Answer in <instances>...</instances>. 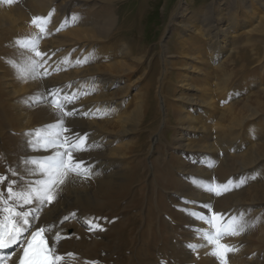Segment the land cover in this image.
Masks as SVG:
<instances>
[{
  "label": "rangeland",
  "instance_id": "1",
  "mask_svg": "<svg viewBox=\"0 0 264 264\" xmlns=\"http://www.w3.org/2000/svg\"><path fill=\"white\" fill-rule=\"evenodd\" d=\"M182 6L184 11L180 10ZM34 18H38L35 24ZM229 21H235L238 29L224 36L227 38L222 45L227 44V54L217 59L208 57L209 41L205 34L227 26ZM183 22L184 28L177 29ZM261 23L264 24V0H12L11 4L0 0V176L6 177L7 184L16 178L19 184L40 178L38 171L31 178L25 176L29 172L22 173L24 157L18 142L26 132L32 133L28 140H35L36 133L46 135L51 124L61 122L64 116L60 102L54 100L55 94L51 96V106L45 98L47 83L41 77L42 58L51 51L52 57L60 58L65 65L52 74L55 78L50 75L45 80L65 82L85 77L87 89L70 102L80 103L75 106L84 109L102 107L91 113L88 121L98 135L108 132L110 135L105 136L115 138L117 142L108 146V156L116 165L120 163L122 174L132 178L129 188L114 199L116 207L100 211V216L93 212L85 217L87 223L95 226L94 234L98 235L92 237L97 243H89L78 252L73 241L84 242L91 232L78 222L69 221L66 247L75 250L69 264H219L210 254L213 246L207 247L206 241L207 234H214V230L200 219L210 208L209 217L215 211L223 215L220 222L223 228L228 227L232 217L244 225L242 235L229 236L246 235L245 241L236 237L235 243L229 236L219 241L235 245L227 264H235L233 254L238 250L253 248L252 253L264 254V25ZM41 26L45 28L43 33ZM48 26L52 32L46 31ZM33 43L42 53L40 57L32 51ZM78 49L82 50L80 57L76 56ZM33 62L41 67H35ZM98 75L105 80H99ZM24 81L27 83L23 86ZM11 109L27 115L16 118ZM99 118L102 120L97 121ZM15 120L22 123L28 120L27 125L23 124L30 126L20 128ZM10 139H14L13 143ZM147 143L146 153L148 147L143 144ZM38 152L37 157H44L53 150ZM9 165L18 168L15 178ZM34 168L31 165L28 169ZM93 181H80L75 187L78 192L95 196L97 184ZM211 186L221 194L209 193L207 188ZM223 186L231 190L225 191ZM67 189L65 185L59 188L54 205L44 210L57 207L60 197L63 201L67 196ZM182 199L193 203L184 205ZM203 203L208 209L199 206ZM146 257L151 260L146 261Z\"/></svg>",
  "mask_w": 264,
  "mask_h": 264
},
{
  "label": "bare ground",
  "instance_id": "2",
  "mask_svg": "<svg viewBox=\"0 0 264 264\" xmlns=\"http://www.w3.org/2000/svg\"><path fill=\"white\" fill-rule=\"evenodd\" d=\"M184 6H182V9H180V10H182V11H184ZM180 13H181V11H180ZM179 13H177V15H178ZM179 18L180 17H182V14H179V16H178ZM260 20V19H259ZM217 21H219V20H217ZM216 22V21H215ZM230 22V21H229ZM234 23H235V21H234ZM234 23H229V24H227V26H225V27H220L219 29H216L215 28V32L214 33H207V34H205V37H207V41H209V42H207V47H208V49H210L209 50V55H207L208 57H214L215 59H217V58H219V57H221V56H224V55H226L227 54V51H226V46H227V44L225 43L224 45H222V43H224L225 42V40H226V38L227 37H224V36H226V35H228V33H230L231 31H233V30H237L238 29V25L237 24H234ZM263 23H261V25H262ZM183 25H184V22L182 23V24H179L178 26H177V29H178V27L179 28H184L183 27ZM264 25V24H263ZM185 27H187V28H189V26H187V25H185ZM52 28V27H51ZM51 28H49V26H48V28L46 29V31L47 32H52L50 29ZM57 28V27H56ZM190 29V28H189ZM57 34V33H56ZM181 41V40H180ZM184 42V41H183ZM181 43H182V41H181ZM180 43V44H181ZM182 45V44H181ZM184 47V46H183ZM185 48V47H184ZM81 49V48H80ZM79 50V49H78ZM167 50H168V53L169 54H171V52H170V48H169V46H168V48H167ZM47 52V51H46ZM56 52V51H55ZM184 52H186V51H184ZM81 53H82V50H79V51H77V57H80V55H81ZM42 54V53H41ZM57 54V53H56ZM54 56V55H53ZM73 57H75V55H73ZM168 58H170V56H168ZM42 60H44V62H43V68H42V72H41V77H42V80L44 81V83H47V86H45L46 87V90H47V92H46V95H45V98L48 100V102H49V105L51 104V102H52V99H51V96L53 95V94H55L54 95V100L56 101H58V102H60V105L63 107V111L65 112L64 113V116H63V128L64 129H66V131H64V132H62V135H61V139H64V138H71V139H73V140H76L77 139V134H79V137L80 138H82V135L83 134H87V144L88 145H90L91 147H90V150H87V151H77V152H75L74 153V155L76 156V158L77 159H82V160H84V161H87V162H89L91 165H92V168H91V174L90 175H88V177L87 178H81L80 176H76V175H74V174H72V175H69L68 176V179L66 178L65 179V181H64V183L63 184H60L59 186H58V188H57V190L59 189V188H62L63 187V185H65L66 186V188L68 187V189H67V196L66 197H64V200L62 201V198L63 197H60V199H59V197L57 198V199H59L58 200V206L57 207H53L52 206V208L51 209H49V210H44V208H43V210H44V212H42L41 211V213H40V216H39V221L37 222L38 224H42V225H56L57 226V228L60 230V236L58 237V238H56V237H53V238H51L50 239V246H51V244L53 243V241L55 240L56 241V250H57V253L58 254H60V255H62V256H64V260L61 262V264H69L72 260H73V257H68L66 254H68V253H73V254H75V250H74V248H73V250H69L67 247H66V245H67V241H68V234H67V232H66V229L69 227V221H75L76 223L78 222L80 225H83L85 228H86V230H88L89 232H91V234H90V236L88 237L87 236V238H86V240L84 239V242H82L81 241V239H80V241H78V242H74V241H76V240H74L73 241V243L72 244H75V247H77L78 248V252H80V251H82L84 248H85V246L87 245V244H89V243H95L96 241L94 240L95 238H93L92 236L93 235H96V234H94L95 233V226L93 227L92 226V230H89V222L87 223V221H86V219H85V217L89 214H92L93 212L94 213H98V215L100 216V214H99V212L101 211H103V210H105V209H107V208H110V206L111 207H116V205L114 204V199H116L117 197H119V196H121L122 195V193L126 190V189H128L129 188V185H130V183H131V181H132V178H131V176L130 175H126V174H122L123 173V171H124V169L120 166V163L118 164V165H116V162H113L112 161V159L110 160V158H109V156H108V153H107V149H108V146H113L117 141L115 140V138L114 139H112V137H108V136H105L106 134H109L108 132H104L103 134H100V135H98V133H97V131H95V129H93V127H92V124H91V122H89L88 121V118L87 117H89V115L91 114V113H96V112H98V110H100L101 108H99L98 106L97 107H93V106H90V107H87L86 109H84V108H81V107H76L75 106V104H77V105H80V103H77V102H75V103H72V102H70L71 101V98L73 97V96H75V98H76V95L80 92L81 94L83 93V90H86L87 89V86L85 85V77H82V76H79V78H77V79H68L67 81H65V82H60V81H51V80H49V81H47V80H45V78H47V77H49L50 75H52L54 72H56L57 70H59L60 68H61V66H63V65H65L64 63H63V61H61L60 60V58H57V59H54V57H52V53H51V51H50V53L49 54H46L45 56H44V58H42ZM42 63V62H41ZM170 63H172V61L169 59V64ZM106 65V64H105ZM172 65V64H171ZM41 67V66H40ZM66 67V66H65ZM171 67V66H170ZM168 68V67H167ZM62 69V68H61ZM171 69V68H170ZM161 71V70H160ZM166 72V71H165ZM161 74H162V72H161ZM56 75V74H55ZM106 75V74H105ZM165 75V74H164ZM53 76V75H52ZM54 77V76H53ZM88 77V76H87ZM98 77H99V80H105V77L104 76H100V75H98ZM107 77V76H106ZM23 78V77H22ZM55 78V77H54ZM15 80V79H14ZM18 80V79H17ZM107 80V79H106ZM41 81V80H40ZM46 81V82H45ZM52 82V83H49V82ZM76 81V82H75ZM25 82V81H24ZM23 82V86H24V84L26 85V83H27V81L24 83ZM56 82V83H55ZM160 82V81H159ZM105 83V82H104ZM183 83V82H182ZM30 83H28V85H29ZM111 84V83H110ZM165 84V83H164ZM41 85V84H40ZM105 86H107L108 85V83H105L104 84ZM21 86V85H20ZM29 86H31V85H29ZM32 86H34V84H32ZM43 88H44V86H43ZM17 89V88H16ZM45 89V88H44ZM0 90H2L1 89V87H0ZM19 90H20V88H19ZM24 90V89H23ZM27 90V89H26ZM31 90V89H30ZM21 91L22 90H20V93H21ZM37 91V90H36ZM15 92H17L18 93V91L16 90ZM86 92V91H85ZM84 92V93H85ZM1 93V92H0ZM3 93V92H2ZM13 93V92H12ZM26 93V92H25ZM43 93V92H42ZM45 93V92H44ZM44 93H43V95H44ZM16 94V93H15ZM28 94V93H27ZM26 94V95H27ZM13 95H14V93H13ZM23 95V94H22ZM3 96H6V94L5 95H3ZM105 96H107V95H105ZM42 97V96H41ZM35 98V97H34ZM56 98V99H55ZM74 98V97H73ZM74 98V99H75ZM1 99H3L2 97H1ZM40 99V98H39ZM45 100V99H44ZM4 101V100H3ZM34 101V100H33ZM40 101V100H39ZM76 101V100H75ZM157 102V101H156ZM33 103V102H32ZM43 103H45V102H43ZM72 103V104H71ZM2 104H3V102H2ZM104 104V103H103ZM36 105V104H35ZM39 105V104H38ZM45 105V104H44ZM41 106V105H40ZM46 106V105H45ZM51 106V105H50ZM141 106V105H140ZM54 107V106H53ZM7 108H9V107H7ZM30 108V107H29ZM32 108H33V106H32ZM40 108H42V107H40ZM40 108H39V110H40ZM52 108V107H51ZM51 108H49V110H52ZM138 109L140 108L139 106L137 107ZM169 108V107H168ZM26 109H27V107H26ZM37 109V108H36ZM4 110V109H3ZM8 110V109H7ZM12 110V112L13 113H15L18 117H16V118H19V119H22V117L23 116H25L26 117V115H22V114H19L18 113V111L17 112H15L14 110L15 109H11ZM54 110V109H53ZM57 111V110H56ZM55 111V112H56ZM31 112H32V109H31ZM48 112V111H47ZM57 112H59V110L57 111ZM57 112H56V114H57ZM71 112H74L75 113V115H67V117L65 116L66 115V113H71ZM8 113H11V112H8ZM32 113H34V112H32ZM50 113V112H49ZM24 114V113H23ZM44 114V113H43ZM99 114V113H98ZM12 115V114H11ZM15 115V116H16ZM54 115V114H53ZM58 115V114H57ZM62 115V114H61ZM13 116V115H12ZM11 116V117H12ZM30 116H31V114H30ZM33 116V115H32ZM34 116H36V115H34ZM42 117L43 116H45V114L44 115H41ZM59 116V115H58ZM99 116V115H98ZM28 117H29V112H28ZM61 117V116H60ZM60 117H58V118H60ZM30 118H32V117H30ZM37 118V117H36ZM45 118L46 117H44L43 119H44V121L42 120V118H40L43 122H46L45 121ZM57 118V119H58ZM101 118H102V116H101ZM101 118H99L97 121H101L102 119ZM4 119V118H3ZM35 119V118H34ZM33 119V120H34ZM39 119V118H38ZM6 120V119H5ZM17 120V119H16ZM16 120H15V122H16ZM25 120V119H24ZM31 120V119H30ZM54 120V119H53ZM18 121V120H17ZM26 121H28V120H26ZM25 121V122H26ZM49 121V120H48ZM59 121V120H58ZM24 121H23V123H25ZM30 122V121H29ZM28 122V123H29ZM32 122V121H31ZM34 122V121H33ZM50 122V121H49ZM55 122V121H54ZM56 122H57V120H56ZM17 123V124H16ZM15 124L16 125H18L20 128H22V127H27L28 128V126H30V125H28V126H26L27 125V122H26V125H24L22 122H21V120H19V122H16ZM41 124V123H40ZM49 124H51V123H49ZM35 125V124H34ZM45 125V124H44ZM58 125H60V122H58L57 124H54V125H52L51 124V126H52V128L54 127V126H58ZM32 126V125H31ZM35 127V126H34ZM18 128V127H17ZM20 128H18V129H20ZM27 128H26V130H27ZM31 128V127H30ZM29 128V129H30ZM49 128V127H48ZM51 128V129H52ZM33 129V128H32ZM36 129V128H35ZM25 130V129H24ZM24 130H21V131H24ZM37 130H38V128H37ZM40 130V129H39ZM38 130V131H39ZM44 130V129H43ZM47 130V129H46ZM70 130V131H69ZM98 130H100V129H98ZM20 131V132H21ZM41 131V130H40ZM24 133V132H23ZM27 133V132H26ZM45 133V132H44ZM32 134V133H31ZM152 134V133H151ZM223 134H225V133H223ZM2 135H4V133L2 134ZM22 135H24V136H22L23 137V139H20L19 140V142H18V149L20 150V153L23 155V157L25 158V157H37V153H39L40 154V152H38V151H31L30 150V148H28V146H27V144H26V141L28 140V137L25 135V134H22ZM110 135V134H109ZM21 136V135H20ZM34 136V135H33ZM32 136V137H33ZM226 136V135H225ZM2 137V136H1ZM4 137V136H3ZM9 137V136H8ZM30 137V136H29ZM31 137V138H32ZM236 137V136H235ZM5 138V137H4ZM6 138H7V136H6ZM5 138V139H6ZM15 138V137H14ZM238 138V137H237ZM7 139H9V138H7ZM33 139H34V137H33ZM178 139V138H177ZM176 139V141H175V143H177L176 145H178V147H182V144H180V142H179V140H177ZM223 139V138H222ZM14 140V139H13ZM13 140L12 139H10V143H13ZM1 141V140H0ZM6 141V140H5ZM222 141H224V140H222ZM7 142H9V141H7ZM149 142V141H148ZM6 143V142H5ZM15 143V142H14ZM224 144V143H223ZM241 144V143H240ZM5 145V144H4ZM7 145V144H6ZM144 145V147L146 148V147H148L147 148V151H146V153L149 151V143H147L146 145L145 144H143ZM225 145V144H224ZM8 146V145H7ZM68 145L67 144H65V147H67ZM77 148H79L81 145H80V143L78 142L77 143ZM141 146V145H140ZM5 147V146H4ZM9 147V146H8ZM11 147V146H10ZM233 147V146H232ZM143 148V147H142ZM14 149V148H13ZM158 149V148H157ZM6 150H8V149H6ZM142 150V149H141ZM2 151V150H1ZM9 151V150H8ZM16 151V150H15ZM14 152V151H13ZM51 152V151H50ZM49 152V153H50ZM216 152V151H215ZM7 153V152H6ZM19 153V152H18ZM48 153V154H49ZM4 154V153H3ZM47 154V153H46ZM47 154V155H48ZM9 155H13V154H9ZM45 156V155H44ZM257 156V155H256ZM22 159V158H21ZM16 160H18V159H16ZM23 160V159H22ZM254 161V160H253ZM256 161V160H255ZM5 162V161H4ZM8 162H10V161H8ZM17 163V162H16ZM20 163V162H19ZM160 163V162H159ZM13 164V163H12ZM153 164V163H152ZM0 165H2L1 164V162H0ZM14 165V164H13ZM156 165V164H155ZM10 166V165H9ZM18 166V165H17ZM22 166V165H21ZM160 166V165H159ZM242 166V165H241ZM240 166V167H241ZM250 166V165H249ZM3 167V166H2ZM8 167V166H7ZM248 167V166H247ZM22 168V167H21ZM28 168H31V165H25L24 164V170H21V171H23L22 173H26V172H29L28 171ZM252 168V167H251ZM243 169H246L245 167H243ZM17 170H18V168H17ZM20 170V169H19ZM81 170H83V169H81ZM1 171H2V173H5L4 172V168H2L1 169ZM133 171H134V169H133ZM150 171V170H149ZM11 173V172H10ZM35 173V172H34ZM135 173V172H134ZM1 174V173H0ZM32 174V173H31ZM28 174V175H25V176H30L29 178H31V177H34V176H32V175H36L37 176V174ZM10 175V174H9ZM12 176V175H11ZM17 176V175H16ZM13 177H14V175H13ZM15 178V177H14ZM13 178V179H14ZM38 178V177H37ZM17 179V178H16ZM15 179V180H16ZM27 179V178H26ZM75 181V183L73 182L72 183V181ZM88 180H94L93 181V184H94V182H95V184H97V193H96V195L95 196H91L90 194H85V193H81V192H78L77 191V189H76V187H75V184H77V182H80V181H83V182H85L86 183V181H88ZM23 181V180H22ZM19 182V181H18ZM211 182V181H210ZM74 184V185H72V184ZM89 183V182H88ZM94 184V185H95ZM78 185V184H77ZM87 185V184H86ZM211 185H213V184H211ZM229 186V185H228ZM70 187V188H69ZM212 187V186H211ZM0 188H1V190L0 191H2V192H4L5 194H6V192H7V181H5L4 180V183L2 184V186L0 185ZM15 188V187H14ZM205 188V187H204ZM230 188V187H229ZM62 190V189H61ZM60 190V191H61ZM89 190V189H88ZM91 191V190H90ZM60 193H62V192H60ZM93 193V192H92ZM93 195V194H92ZM234 195V194H233ZM231 196V195H230ZM229 197V196H228ZM234 197V196H233ZM101 198V199H100ZM199 198V197H198ZM211 198V197H210ZM216 198V197H215ZM230 198V197H229ZM203 198H201V200H202ZM223 199V198H222ZM56 200V199H55ZM199 200V199H198ZM209 200V199H208ZM225 200V199H224ZM181 201V200H180ZM224 203H225V201H223ZM232 202H233V200H232ZM235 202H238L237 200L235 201ZM206 203V202H205ZM209 203H211V202H209ZM208 203V204H209ZM216 203H218V200H217V202ZM224 203H223V205H224ZM56 204V203H55ZM204 204V203H203ZM233 204V203H232ZM231 204V205H232ZM240 204V203H239ZM239 204H237V205H239ZM52 205H54V203L52 204ZM185 205V204H184ZM213 205V204H212ZM228 205H230L229 203H228ZM236 205V204H235ZM234 205V206H235ZM264 205V204H263ZM221 206H222V204H221ZM226 206L227 205H224L223 207H225L224 209H226L227 210V208H226ZM233 206V207H234ZM51 206H49V208H50ZM185 207V206H184ZM183 207V208H184ZM219 207V209L220 208H223V207H220V206H218ZM235 209V208H234ZM237 209V208H236ZM235 209V210H236ZM203 210V209H202ZM210 210H211V208H210ZM206 211H208V210H206ZM220 211H222V210H220ZM262 211H264V206H263V210ZM100 212V213H101ZM226 212V211H225ZM225 212H223V214L225 213ZM239 213V212H238ZM211 214V213H210ZM215 214H216V211H215ZM218 214V213H217ZM141 215V214H140ZM230 215H232V213L230 214ZM230 215H228V216H230ZM71 217L70 218V220H68V221H66V222H64L63 224H60L59 223V221L61 220V218H64V217ZM226 216V215H225ZM242 217V216H241ZM229 218V217H228ZM94 220H96V219H94ZM241 220V219H240ZM246 220V219H245ZM248 220V219H247ZM89 221V220H88ZM102 221V220H101ZM126 221V220H125ZM195 221H196V219H195ZM250 221V220H249ZM128 222V221H127ZM191 222V221H190ZM189 222V223H190ZM197 222H199V221H197ZM203 222V221H202ZM99 223V222H98ZM194 223V222H193ZM230 223V222H229ZM79 224H77V225H79ZM103 224V223H102ZM101 225V224H100ZM120 225V224H119ZM192 225H194V224H192ZM196 225V224H195ZM194 225V226H195ZM246 225V224H245ZM123 226H124V224H123ZM127 226V225H126ZM203 226V225H202ZM202 226H201V228H202ZM207 226V225H206ZM77 227V226H76ZM75 227V228H76ZM197 227H198V225H197ZM200 227V226H199ZM210 227V226H209ZM83 228V227H82ZM99 228V227H98ZM104 228V227H103ZM206 228V227H205ZM100 229H101V227H100ZM117 229V228H116ZM129 229V228H128ZM127 229V230H128ZM57 229L56 228H54V232L56 231ZM85 230V229H84ZM111 230V229H110ZM205 230H207V229H205ZM80 231V230H79ZM78 231V232H79ZM102 231H104V229L102 230ZM208 231V230H207ZM76 232V231H75ZM84 232V231H83ZM101 232V231H100ZM100 232H99V234H100ZM107 232V231H106ZM112 232V231H111ZM153 232V231H152ZM151 232V233H152ZM183 232V231H182ZM105 233V232H104ZM119 233V232H118ZM158 233V232H157ZM202 233H204V232H202ZM245 233V232H244ZM124 234V233H123ZM128 234V233H127ZM77 235V234H76ZM98 235V234H97ZM120 235V234H119ZM129 235V234H128ZM205 235V234H204ZM242 235V234H241ZM74 236H75V234H74ZM81 236V235H80ZM102 236V235H101ZM123 236V235H122ZM121 236V237H122ZM124 236H126V235H124ZM231 236V235H230ZM229 236V239L231 238V240H234V238L235 239H241V237H230ZM246 236V235H245ZM244 235H243V237L242 238H244L245 237ZM99 237V236H98ZM156 237V236H155ZM158 237V236H157ZM206 237V236H205ZM104 238V237H103ZM113 238V237H112ZM112 238H110V239H112ZM148 238V237H147ZM150 238V237H149ZM200 238H202V237H200ZM200 238H198V239H200ZM227 239V241H229L228 240V237H226ZM71 239V238H70ZM108 239V238H107ZM116 239V238H115ZM140 239V238H139ZM143 239V238H142ZM146 239V238H145ZM194 239V238H193ZM225 239V238H224ZM117 240V239H116ZM122 240V239H121ZM136 240V239H135ZM134 240V241H135ZM153 240V239H152ZM202 240H205V239H202ZM223 240V239H222ZM221 240V241H222ZM246 240V238H244V241ZM249 240V238L247 239V241ZM98 241H100L99 243H103L101 240H99L98 239ZM104 241V240H103ZM118 241H120V240H118ZM136 241H138V240H136ZM154 241V240H153ZM207 241V240H206ZM243 241V242H244ZM106 242H107V240H106ZM105 241H104V243H106ZM110 242H112V241H110ZM132 242H133V240H132ZM143 242H144V240H143ZM148 242H149V240H148ZM155 242H156V240H155ZM155 242H153L154 244H155ZM159 242V241H158ZM158 242H156V243H158ZM196 242V241H195ZM194 242V243H195ZM234 242H235V240H234ZM239 242V241H238ZM242 242V241H241ZM249 242H250V240H249ZM97 243V242H96ZM108 243V242H107ZM112 243H114V242H112ZM120 243V242H119ZM124 243H126V242H124ZM145 243V242H144ZM152 243V241H151V244H153ZM171 243V242H170ZM206 243V242H205ZM223 243V242H222ZM236 243V242H235ZM254 243V242H253ZM120 244H123L122 243V241H121V243ZM135 244H136V242H135ZM138 244H139V242H138ZM150 244V243H149ZM153 244V245H154ZM172 244V243H171ZM226 244V243H225ZM229 244V243H228ZM227 244V245H228ZM238 244V243H237ZM239 244H241V243H239ZM238 244V245H239ZM255 244V243H254ZM119 245V244H118ZM124 245V244H123ZM131 245V244H130ZM129 245V246H130ZM133 245V244H132ZM198 245V244H197ZM230 245H232V243L230 242ZM230 245H228V246H230ZM237 245V246H238ZM257 245H258V243H257ZM257 245H255V246H257ZM68 246H69V244H68ZM72 246V245H71ZM100 246V245H99ZM112 246V245H111ZM120 246H122V245H120ZM134 246V245H133ZM136 246V245H135ZM137 246H139V245H137ZM146 246H148V245H146ZM145 246V244H144V247H146ZM149 246H151V245H149ZM156 246H158V245H156ZM168 246V245H167ZM233 246H235V245H233ZM232 246V247H233ZM240 246V245H239ZM238 246V247H239ZM258 246H260V244L258 245ZM73 247V246H72ZM105 247V246H104ZM108 247H110V246H108ZM119 247V246H118ZM131 247V246H130ZM155 247V246H154ZM165 249H166V247L165 246H163ZM207 247H212V245L211 244H207ZM237 247V248H238ZM252 247H254L253 245H252ZM99 248V247H98ZM125 248V247H124ZM128 248V247H127ZM133 248V247H132ZM141 248V247H140ZM139 248V249H140ZM148 248V247H147ZM146 248V249H147ZM170 248V247H169ZM236 248V247H235ZM256 249L258 248V247H255ZM110 249V248H109ZM113 249H115V248H113ZM119 249H121V248H119ZM137 249V248H136ZM143 249V248H142ZM155 249H156V247H155ZM161 249V248H160ZM183 249H185V248H183ZM248 249V251L249 250H251V249H249V248H247ZM255 249V250H256ZM116 250V249H115ZM124 250V249H123ZM151 250H153V248L151 249ZM161 250H163V249H161ZM252 250H253V248H252ZM252 250L251 251H249V253H247L248 251H241V252H239V250H238V252L237 253H235V254H233V256L235 257L234 258V260H235V264H247V262H248V264H264V261H262V258H264V254L263 255H257V254H259V253H257V254H255V253H252ZM6 251H11V249H8V250H6ZM106 251V253H107V250H105ZM114 253H115V251L114 250H112ZM135 251V250H134ZM157 251V250H156ZM155 251V252H156ZM263 251V250H262ZM103 252V251H102ZM124 252H125V250H124ZM127 252H130V251H127ZM137 252V251H136ZM143 252H144V250H143ZM166 252V251H165ZM202 252V251H201ZM234 252V251H233ZM232 252V253H233ZM261 252V251H260ZM83 253V252H82ZM104 253V252H103ZM105 253V254H106ZM118 253H119V251H118ZM121 253V252H120ZM132 253V252H131ZM138 253V252H137ZM148 253V252H147ZM152 253H154V252H152ZM197 253V252H196ZM205 253H207V251L205 252ZM209 253V252H208ZM231 253V254H232ZM77 254V253H76ZM79 254V253H78ZM122 254V253H121ZM128 254V253H127ZM141 254V253H140ZM149 254H151V252L149 253ZM158 254V253H157ZM156 254V255H157ZM173 254V253H172ZM18 255H19V252H17L16 254H13L7 261H6V264H18V259H17V257H18ZM148 255V254H147ZM156 255L154 256V257H156ZM230 255V254H229ZM82 256V255H81ZM102 256V255H101ZM104 256V255H103ZM111 256H113L112 254H111ZM120 256V255H119ZM135 256V255H134ZM138 256V255H137ZM143 256H145V255H143ZM176 256V255H175ZM204 256V255H203ZM232 256V255H231ZM92 257V256H91ZM90 257V258H91ZM121 257V256H120ZM124 257V256H123ZM132 257V256H131ZM140 257V256H139ZM148 257V256H147ZM146 257V258H147ZM153 257V258H154ZM170 258H172L171 256H169ZM250 257V259H247V258H249ZM253 257V258H252ZM81 258V257H80ZM79 258V259H80ZM114 258V257H113ZM128 258V257H127ZM126 258V259H127ZM145 258V259H146ZM148 258H150V256L148 257ZM147 258V259H148ZM151 258H152V256H151ZM152 258V259H153ZM206 258V257H205ZM258 258L259 259H261V260H259V262H258ZM77 259V258H76ZM87 259V258H86ZM93 259V258H92ZM117 259V258H116ZM123 259V258H122ZM125 259V260H126ZM134 259H135V257H134ZM139 259H142V258H139ZM146 259V261H150L149 259L147 260ZM158 260H159V258H157ZM201 259H202V257H201ZM215 259H216V257H215ZM94 260V259H93ZM124 260V259H123ZM129 260V259H128ZM132 260V259H131ZM136 260V259H135ZM143 261H145L144 259H142ZM79 261V260H78ZM82 261V260H81ZM84 261V260H83ZM95 261V260H94ZM102 261V260H101ZM118 261H119V258H118ZM138 261H141V260H138ZM206 261V260H205ZM208 261V260H207ZM232 261V260H231ZM230 261V262H231ZM247 261V262H246ZM252 261V262H251ZM262 261V262H261ZM73 262V261H72ZM71 262V263H72ZM85 262V261H84ZM136 262V261H135ZM76 263V262H75ZM74 263V264H75ZM78 263V262H77ZM123 263H124V261H123ZM126 263V262H125ZM129 263V262H128ZM134 263V262H133ZM138 263V262H137ZM139 263H141V262H139ZM143 264H145L144 262H142ZM157 263V262H156ZM170 263V262H169ZM176 263V262H175ZM200 263V262H199ZM232 263V262H231ZM79 264V263H78ZM98 264V263H97ZM112 264V263H111ZM118 264V263H117ZM152 264V263H151ZM168 264V263H167Z\"/></svg>",
  "mask_w": 264,
  "mask_h": 264
},
{
  "label": "snow or ice",
  "instance_id": "3",
  "mask_svg": "<svg viewBox=\"0 0 264 264\" xmlns=\"http://www.w3.org/2000/svg\"><path fill=\"white\" fill-rule=\"evenodd\" d=\"M6 2L11 4L12 0H6ZM36 19L38 18L33 20L34 24ZM44 31L45 28L41 26L40 32ZM31 49L37 57L42 55L36 50L35 43L31 45ZM33 63L35 67L40 66L36 62ZM66 115H75V113H66ZM63 131L66 129L63 128V119L61 118L60 125L47 130L46 135L36 133L35 140H27L26 144L31 151L53 150V153L48 156L25 157L23 159L25 165L35 166L34 169H28L29 173L38 171L40 178L28 180L24 184H19L17 180H11L7 184L6 194L0 191V264H6V261L17 252H19L18 264H61L64 260V256L57 253L56 241L54 240L51 246L49 244L51 238L60 236V230L56 225H42L37 222L43 208L55 201L58 186L72 174L87 178L91 174L92 165L87 161L77 159L74 155L77 151L90 150L91 146L87 144L86 135L80 138L77 134L76 140L61 139ZM25 135L31 136L32 134L26 133ZM78 142L81 145L79 148L76 146ZM65 144L68 146L65 147ZM9 170L12 175H16V167L10 166ZM5 179V176H0V184ZM229 183L234 182L230 181ZM14 185L19 186L14 189ZM223 187L225 191L231 190L227 186ZM207 191L215 195L221 194L220 191L212 187L207 188ZM181 203L193 202L182 199ZM199 206L208 209L207 204ZM209 211L201 215L200 219L206 221L207 225L214 230V234L209 232L206 237L207 242L213 246V251L210 254L216 257L219 264H227L229 253L235 249L219 241L225 236L241 234L245 230L244 225L236 217H232L228 227L223 228L220 224L224 220L223 215L211 214L209 217ZM70 218V216L61 218L59 223L63 224ZM54 228L57 229L55 232ZM89 230H92L91 224H89ZM8 249L11 251H6ZM66 255L74 257L75 254L68 253Z\"/></svg>",
  "mask_w": 264,
  "mask_h": 264
}]
</instances>
